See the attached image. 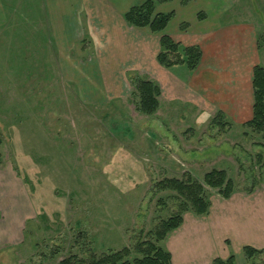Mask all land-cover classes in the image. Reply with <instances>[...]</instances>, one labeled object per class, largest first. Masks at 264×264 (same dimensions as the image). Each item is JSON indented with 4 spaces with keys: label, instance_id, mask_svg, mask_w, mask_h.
Instances as JSON below:
<instances>
[{
    "label": "rangeland",
    "instance_id": "374dc122",
    "mask_svg": "<svg viewBox=\"0 0 264 264\" xmlns=\"http://www.w3.org/2000/svg\"><path fill=\"white\" fill-rule=\"evenodd\" d=\"M226 4L223 20L256 27L264 68V0ZM18 5V30L0 37V264H57L86 248L98 255L148 239L180 210L176 193L156 189L163 179L202 182L223 170L233 191L264 190V136L204 102L158 97L156 112L144 115L133 73L120 94L95 98L91 57L105 43L97 26L87 22L63 54L43 27L42 0ZM204 188L207 200L219 195ZM233 258L259 264L264 254Z\"/></svg>",
    "mask_w": 264,
    "mask_h": 264
},
{
    "label": "crops",
    "instance_id": "0c3cea01",
    "mask_svg": "<svg viewBox=\"0 0 264 264\" xmlns=\"http://www.w3.org/2000/svg\"><path fill=\"white\" fill-rule=\"evenodd\" d=\"M19 1L0 0V37L8 36L6 31L14 36L18 30ZM141 2L42 0L46 11L43 27L55 39L54 48L65 54L81 40L87 22L97 26L98 34L105 37L90 63V70L96 71L97 99L120 94L127 83L126 75L133 73L154 81L161 100L215 105L216 111L235 125L249 120L252 70L261 62L254 24L223 20L230 9L227 0H190L184 5L179 0L156 3V13L173 12L162 33L183 46H198L201 50L200 61L192 71L185 65L164 68L155 58L161 33L128 25L123 19L132 5ZM20 14L35 29L34 20L28 14ZM66 61L60 59L64 69ZM70 61L80 63L77 58ZM79 68L82 70L81 64ZM208 200L206 214L184 212L182 223L161 242L170 254L171 264H211L216 258L242 257L245 246L264 249V190H235L229 198L215 194Z\"/></svg>",
    "mask_w": 264,
    "mask_h": 264
},
{
    "label": "trees",
    "instance_id": "16d2710c",
    "mask_svg": "<svg viewBox=\"0 0 264 264\" xmlns=\"http://www.w3.org/2000/svg\"><path fill=\"white\" fill-rule=\"evenodd\" d=\"M158 3L171 0H156ZM190 0H180L186 4ZM154 0H144L132 5L124 14V21L134 27H147L152 33H161L159 37V50L155 56L157 63L164 68L175 65H185L189 70H194L201 57L198 46H183L162 33L167 23L173 16V12L156 13ZM201 13L198 17H202ZM258 47L259 44L257 43ZM138 97L136 110L150 116L153 115L159 105L158 97L160 89L158 85L144 77L130 80ZM253 104L252 116L246 122L240 124L245 128L264 136V68L254 66L252 70ZM216 189L223 198H229L233 192V182L227 178L223 170H211L203 177L202 182L191 179H163L155 184L157 190H170L181 198L180 210L167 220H163L157 227L149 232L146 240L133 241L130 245L117 251H109L95 254L90 248L83 249L82 255L71 254L62 258L57 264H171L170 254L161 246L166 235L176 229L182 223V213L191 211L196 215H204L209 208V200L205 196V188ZM253 186L243 189L246 193L253 191ZM83 252V253H84ZM246 260H253L264 254V249H254L245 246L242 249ZM211 264H234L232 255L226 259L216 258ZM259 264H264V258Z\"/></svg>",
    "mask_w": 264,
    "mask_h": 264
}]
</instances>
